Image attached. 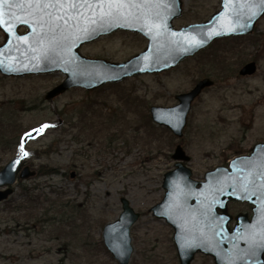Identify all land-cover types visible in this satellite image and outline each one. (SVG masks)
I'll list each match as a JSON object with an SVG mask.
<instances>
[{
	"label": "rangeland",
	"instance_id": "1",
	"mask_svg": "<svg viewBox=\"0 0 264 264\" xmlns=\"http://www.w3.org/2000/svg\"><path fill=\"white\" fill-rule=\"evenodd\" d=\"M183 1L176 29L204 22L221 8V0ZM4 40L0 31V45ZM147 45L141 35L119 31L83 45L80 53L121 63ZM250 62L256 72L241 76ZM206 78L214 85L194 100L182 138L152 121V106H175L177 95ZM65 79L61 72L0 74V171L27 152L24 166L37 172L18 179L14 194L0 202V264H119L102 234L120 217L122 198L140 213L130 231V264H179L174 230L151 208L164 198V175L174 168L178 145L200 179L264 141V17L252 34L217 40L169 71L91 92L71 88L47 100ZM39 127L43 134L24 144ZM42 166L59 174L41 176ZM192 264L215 263L197 254Z\"/></svg>",
	"mask_w": 264,
	"mask_h": 264
},
{
	"label": "water",
	"instance_id": "2",
	"mask_svg": "<svg viewBox=\"0 0 264 264\" xmlns=\"http://www.w3.org/2000/svg\"><path fill=\"white\" fill-rule=\"evenodd\" d=\"M55 4L56 0H41ZM55 8L28 10V0H9L4 5L0 31V74L10 78L61 72L65 81L47 93L46 99L71 88L95 91L133 76L160 74L176 68L217 40L246 36L254 32L264 17L261 0H221V8L207 21L174 28L182 16V0H61ZM75 4L76 7L71 5ZM15 13L9 16L8 13ZM48 13L52 15L49 16ZM111 13V15H106ZM101 14H105L103 21ZM20 28L27 31L19 33ZM118 30L140 34L146 49L121 63L84 57L80 48ZM255 62L246 64L241 76L253 75ZM214 82L200 80L190 92L176 96L172 107L152 106L151 119L182 138L194 100ZM44 132L39 127L24 137V144ZM27 156L15 157L0 171V202L14 194L17 180L37 175L24 166ZM172 158L174 169L164 175L163 200L151 208L157 219L174 230L179 264H192L197 254L211 256L215 264H264V142L251 154L234 158L206 174L204 181L193 178L186 165L190 156L178 145ZM245 202L253 206V217L229 213V204ZM120 217L103 229V242L119 264H129L134 248L131 228L140 218L130 201L121 199ZM220 210V212H219Z\"/></svg>",
	"mask_w": 264,
	"mask_h": 264
},
{
	"label": "flooded vegetation",
	"instance_id": "3",
	"mask_svg": "<svg viewBox=\"0 0 264 264\" xmlns=\"http://www.w3.org/2000/svg\"><path fill=\"white\" fill-rule=\"evenodd\" d=\"M182 2H183V7H184V1L182 0ZM183 14H184V9L182 10V16H183ZM181 16V17H182ZM181 17H179V18H181ZM179 18H176V19H179ZM176 19L173 21V25H174V22L176 21ZM207 21V20H206ZM205 22V21H204ZM202 23V22H201ZM196 24V23H195ZM192 25V24H191ZM184 27H186V26H184ZM174 28H175V26H174ZM183 28V27H182ZM181 29V28H180ZM27 30L25 29V28H20L19 29V33L20 34H24L25 32H26ZM119 31H123V30H118V31H116V32H119ZM124 32H128V31H124ZM115 33V32H114ZM130 33H132V32H130ZM113 34V33H112ZM135 34V33H134ZM137 35H140V34H137ZM142 36V35H141ZM143 37V36H142ZM239 37V36H238ZM145 38V37H144ZM230 38H232V37H230ZM146 39V38H145ZM225 39V38H224ZM147 40V39H146ZM148 42V41H147ZM202 52V51H201ZM182 64V63H181ZM179 66V65H178ZM177 66V67H178ZM264 142V141H263ZM259 143H261V142H259ZM258 144V143H257ZM251 154V151H249L248 153H246V154H243V155H239L238 157H240V156H247V155H250ZM235 158H237V157H235ZM231 162V161H230ZM229 162V163H230ZM189 163V162H188ZM188 163H186V165H188L189 166V164ZM229 163H227V164H225V165H223V164H218V165H215V166H213V167H211L210 169H207L205 172H204V174H203V176H202V178H200V179H195L194 177V179L195 180H197V181H199V182H201V181H204L205 180V176H206V174L208 173V172H210V171H213V170H215L216 168H218V167H221V166H229ZM176 165V161L174 162V166ZM190 167V166H189ZM174 169V168H173ZM14 192H15V190H14ZM246 207L247 208V210H246V212H240V213H238V214H235L234 212H233V210H236L237 208H239V207ZM252 209H253V206H251L250 204H248V203H245V202H232V203H230L229 204V213L234 217V218H236L239 214H247L248 215V217H249V219L251 220L252 219V217H253V211H252ZM219 212H220V210H219ZM107 249V248H106ZM109 252V251H108ZM134 253V252H133ZM133 255V254H132ZM206 256V255H205ZM206 257H209V258H211V259H213L211 256H206ZM131 259H132V257H131ZM131 261V260H130ZM213 261H214V259H213ZM215 263V262H214ZM130 264V263H129Z\"/></svg>",
	"mask_w": 264,
	"mask_h": 264
},
{
	"label": "snow or ice",
	"instance_id": "4",
	"mask_svg": "<svg viewBox=\"0 0 264 264\" xmlns=\"http://www.w3.org/2000/svg\"><path fill=\"white\" fill-rule=\"evenodd\" d=\"M9 0H0V27L3 26L4 24V16H5V12H4V5L6 3H8ZM261 2H264V0H261ZM57 4H59V6L61 8L64 7V4L61 3V0H56V3L55 4H50V3H41V0H28V10L31 11L32 9H36L37 11H42L43 9L45 8H48V7H53L55 8L57 6ZM72 7H76L75 4H72L71 5ZM9 16H15V13H8ZM49 16H51L52 14L51 13H48ZM104 15L105 14H101V20L103 21V18H104ZM106 15H111V13H107ZM45 127H47V125H45ZM22 152H23V149H22ZM23 155L24 156H27L28 153L27 152H23Z\"/></svg>",
	"mask_w": 264,
	"mask_h": 264
},
{
	"label": "trees",
	"instance_id": "5",
	"mask_svg": "<svg viewBox=\"0 0 264 264\" xmlns=\"http://www.w3.org/2000/svg\"><path fill=\"white\" fill-rule=\"evenodd\" d=\"M239 37H244V36H239ZM59 170L55 169V168H51V167H47V166H42L41 170H40V175L41 176H52V175H57Z\"/></svg>",
	"mask_w": 264,
	"mask_h": 264
}]
</instances>
